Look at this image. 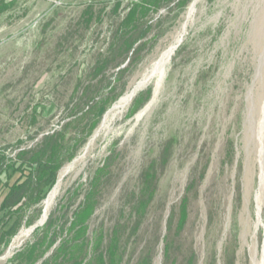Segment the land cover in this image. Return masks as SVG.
<instances>
[{"label":"rangeland","instance_id":"374dc122","mask_svg":"<svg viewBox=\"0 0 264 264\" xmlns=\"http://www.w3.org/2000/svg\"><path fill=\"white\" fill-rule=\"evenodd\" d=\"M137 1L6 0L0 154L14 158L61 131L74 146L95 115L99 122L39 206L23 213L0 264H11L50 214L70 222L89 192L87 236L106 241L117 230L122 264L264 258V0L165 1L144 19L137 52L123 55L112 48L116 31ZM146 173L154 190L132 233Z\"/></svg>","mask_w":264,"mask_h":264},{"label":"trees","instance_id":"16d2710c","mask_svg":"<svg viewBox=\"0 0 264 264\" xmlns=\"http://www.w3.org/2000/svg\"><path fill=\"white\" fill-rule=\"evenodd\" d=\"M165 1L168 3L169 0L131 2L117 28L113 51L117 49L123 55L136 53L149 29L143 22L144 19L149 13L157 12ZM188 2L189 0H184L180 6L184 8ZM9 6L6 0H0V12L7 10ZM119 6L120 4H117L115 9ZM92 18L91 10L86 11V23ZM121 72L124 70L120 69L119 73ZM103 109H107L106 105ZM88 110L94 114L92 107ZM96 116L86 136L81 141L75 140L74 146L66 143L65 133L61 131L45 136L36 148L21 150L14 158L0 154V255L21 227L26 209L39 206L55 184L61 167L75 157L95 129L99 122ZM77 122L78 118L70 121L73 124ZM150 178L148 173L143 177L141 196L135 202L134 212L137 218L132 233L138 230L147 204L152 198L154 189L148 181ZM95 205L93 193H87L84 201L73 212L71 221L62 226L58 225L57 219L50 214L42 228H35L33 240L15 255L11 264H122L125 248L121 245L117 230H114L106 241L102 234L93 235L91 240L87 236L88 222L95 211ZM185 211L182 204L181 223L185 220ZM39 212L40 210H37L38 215ZM27 223L31 225L34 220ZM169 251L170 244L165 243V256H168ZM194 263L193 258L186 262ZM137 264H151V258L144 257Z\"/></svg>","mask_w":264,"mask_h":264},{"label":"bare ground","instance_id":"6f19581e","mask_svg":"<svg viewBox=\"0 0 264 264\" xmlns=\"http://www.w3.org/2000/svg\"><path fill=\"white\" fill-rule=\"evenodd\" d=\"M55 191H56V190H54V191L51 193V195L49 196V198H48V200H47V202H46V206H47V208L49 207L50 202L53 201L52 199L55 197ZM263 263H264V258H262L260 264H263Z\"/></svg>","mask_w":264,"mask_h":264},{"label":"water","instance_id":"95a60500","mask_svg":"<svg viewBox=\"0 0 264 264\" xmlns=\"http://www.w3.org/2000/svg\"><path fill=\"white\" fill-rule=\"evenodd\" d=\"M45 220H46V218H44V220H40V221H39V224H40V225L43 224ZM36 227H37V226L31 228L30 231H33Z\"/></svg>","mask_w":264,"mask_h":264}]
</instances>
